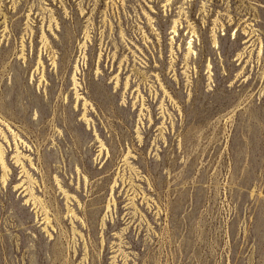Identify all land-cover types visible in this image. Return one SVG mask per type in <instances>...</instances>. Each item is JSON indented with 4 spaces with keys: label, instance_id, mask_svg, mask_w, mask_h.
<instances>
[{
    "label": "rangeland",
    "instance_id": "374dc122",
    "mask_svg": "<svg viewBox=\"0 0 264 264\" xmlns=\"http://www.w3.org/2000/svg\"><path fill=\"white\" fill-rule=\"evenodd\" d=\"M0 264H264V0H0Z\"/></svg>",
    "mask_w": 264,
    "mask_h": 264
},
{
    "label": "bare ground",
    "instance_id": "6f19581e",
    "mask_svg": "<svg viewBox=\"0 0 264 264\" xmlns=\"http://www.w3.org/2000/svg\"><path fill=\"white\" fill-rule=\"evenodd\" d=\"M204 7H205V6H204ZM181 11H182V10H181ZM189 47L191 48L192 46L189 45ZM192 52H193V51H192ZM241 58H242V56H241Z\"/></svg>",
    "mask_w": 264,
    "mask_h": 264
}]
</instances>
